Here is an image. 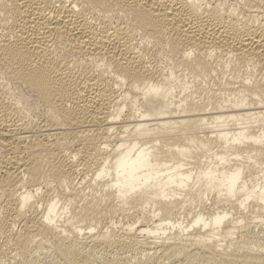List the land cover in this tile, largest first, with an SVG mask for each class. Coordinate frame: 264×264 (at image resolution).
Here are the masks:
<instances>
[{
    "label": "bare ground",
    "instance_id": "bare-ground-1",
    "mask_svg": "<svg viewBox=\"0 0 264 264\" xmlns=\"http://www.w3.org/2000/svg\"><path fill=\"white\" fill-rule=\"evenodd\" d=\"M0 264H264V0H0Z\"/></svg>",
    "mask_w": 264,
    "mask_h": 264
},
{
    "label": "rangeland",
    "instance_id": "rangeland-1",
    "mask_svg": "<svg viewBox=\"0 0 264 264\" xmlns=\"http://www.w3.org/2000/svg\"><path fill=\"white\" fill-rule=\"evenodd\" d=\"M47 188H49V189H53V190H54V191H53V195H52V198H53V199H54V198H57V200L60 199V194L58 193L57 190H55V184H54V183H52V182L48 183V184H47V187L45 188V190H46Z\"/></svg>",
    "mask_w": 264,
    "mask_h": 264
}]
</instances>
